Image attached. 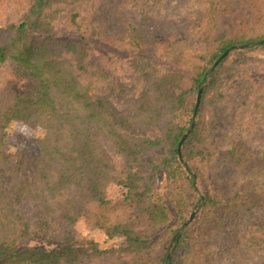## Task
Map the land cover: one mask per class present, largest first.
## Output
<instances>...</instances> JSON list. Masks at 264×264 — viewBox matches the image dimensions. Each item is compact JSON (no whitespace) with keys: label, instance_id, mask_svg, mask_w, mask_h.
Returning <instances> with one entry per match:
<instances>
[{"label":"trees","instance_id":"1","mask_svg":"<svg viewBox=\"0 0 264 264\" xmlns=\"http://www.w3.org/2000/svg\"><path fill=\"white\" fill-rule=\"evenodd\" d=\"M219 1L192 5L189 25L204 46L187 58L166 52L176 69L146 55L150 47L174 46L170 38L148 43L135 25L118 34L98 25L95 15L110 0H31L20 21L0 25V63L10 60L26 83L0 106V264H92L115 250L129 255L128 264H237L213 242L222 224L243 231L242 251L264 253V149L245 144L222 103L232 52L264 49V0H247L254 34L213 40ZM125 3L144 8L146 0ZM116 43L134 49L129 64L144 78L139 95L119 108ZM13 120L41 128L36 154L6 153L4 130ZM150 127L161 135H146ZM158 145L166 154L145 164ZM217 157L230 169L229 190L219 175L213 182ZM26 159L31 174L21 171ZM160 167L164 193L156 191ZM113 185L125 189L122 197H108ZM25 201L30 219L19 210ZM81 218L109 238L123 235L125 245L102 249L77 238Z\"/></svg>","mask_w":264,"mask_h":264},{"label":"rangeland","instance_id":"2","mask_svg":"<svg viewBox=\"0 0 264 264\" xmlns=\"http://www.w3.org/2000/svg\"><path fill=\"white\" fill-rule=\"evenodd\" d=\"M31 0H0V25L10 22H18L24 17V11ZM127 0H110L109 3L100 7L95 15L96 22L108 33L118 34L124 26L135 25L142 38L148 43L155 39L170 38L172 45L157 46L154 50L149 48L146 55H149L161 68H174L162 56H167L166 52L178 54L182 52L185 57L196 55L203 48V43L199 37V31L190 28L189 10L192 5L198 4V0H146L144 8L141 6L127 5ZM202 3V2H200ZM216 14V22L211 32V39L239 37L254 34L255 14L250 8L247 0H220ZM3 39H0V42ZM154 43V42H153ZM216 42L209 44L213 47ZM156 51V52H155ZM135 55L134 49L126 47L124 43L115 44V106H125V100L133 96H138L143 87L144 78H137L134 73V66L129 62ZM227 64L234 70L228 73L222 103L225 112L231 121L239 122L244 131V142L254 151L264 149V49L239 54L232 52ZM188 83V82H187ZM26 83L19 81L13 72L10 60L0 63V106L8 102L10 93H19ZM180 86L185 88L186 83L180 82ZM120 87H125L119 91ZM174 93L179 92V88H171ZM191 100L194 95L190 96ZM150 137L160 136L162 129L150 127L143 129ZM42 135L39 127H31L19 120L11 121L4 130V149L6 153H19L22 157L36 154L38 148L35 139ZM222 142V141H221ZM223 144V143H222ZM220 153L224 150V145ZM219 153V155H220ZM166 154L163 145L152 147L143 157L145 164H158ZM24 160L22 172L31 174L33 163ZM221 158H216L213 163L215 168L213 182L217 175L221 178V185L229 190L227 183L230 177V169L223 163ZM156 191L164 193L166 185V174L163 168L156 171ZM125 189L121 186H110L108 197L112 199L120 198ZM19 210L27 219L31 218L32 208L29 202L25 201L19 205ZM194 213V211H193ZM191 216V215H190ZM190 216L185 222L190 220ZM263 221V220H261ZM33 224V223H32ZM74 235L77 238H86L98 243L102 249L117 248L125 245V237L116 234L109 238L102 230L94 228L83 218L79 219L73 227ZM243 231L232 225L222 224L215 226L213 242L217 246H222L226 252L228 260L237 264H264V253H246L241 250L239 235ZM129 255L115 250L102 260H93L92 264H128Z\"/></svg>","mask_w":264,"mask_h":264},{"label":"water","instance_id":"3","mask_svg":"<svg viewBox=\"0 0 264 264\" xmlns=\"http://www.w3.org/2000/svg\"><path fill=\"white\" fill-rule=\"evenodd\" d=\"M228 51H229V50H226V51L221 55V58L224 57V56L228 53ZM218 61H219V60H217L216 63H217ZM200 92H201V89L199 90V93H198V95H197L196 107H197L198 102H199V99H200ZM183 138H184V137H183ZM183 138H182V139H183ZM180 145H181V141H180L179 144H178V150H179ZM192 216H193V214L190 216V218H191Z\"/></svg>","mask_w":264,"mask_h":264}]
</instances>
